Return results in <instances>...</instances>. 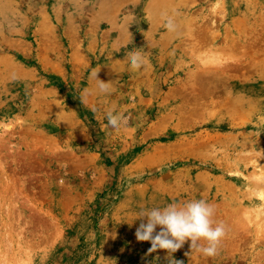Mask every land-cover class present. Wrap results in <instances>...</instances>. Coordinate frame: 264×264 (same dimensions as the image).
<instances>
[{"label": "rangeland", "instance_id": "1", "mask_svg": "<svg viewBox=\"0 0 264 264\" xmlns=\"http://www.w3.org/2000/svg\"><path fill=\"white\" fill-rule=\"evenodd\" d=\"M192 200L218 253L148 254L138 213ZM168 258L264 264V0H0V264Z\"/></svg>", "mask_w": 264, "mask_h": 264}, {"label": "clouds", "instance_id": "2", "mask_svg": "<svg viewBox=\"0 0 264 264\" xmlns=\"http://www.w3.org/2000/svg\"><path fill=\"white\" fill-rule=\"evenodd\" d=\"M164 27L170 33L178 30V25L172 16L166 18ZM129 62L134 70H141L144 66V58L137 51L129 53ZM94 76L98 80L99 91L108 93L111 81L104 82L98 79V72L94 73ZM106 119L108 125L117 130L128 124L127 118L114 109L107 111ZM214 215V206L204 200H192L184 204L173 202L163 208L141 210L137 217L141 223L136 229L135 236L140 242H150L148 254L157 250H166L168 257L170 255L172 257L173 253L190 241L191 250L212 257L218 253L221 240L226 235L223 223L214 224ZM158 227L159 231H157ZM169 264H182V262L171 258Z\"/></svg>", "mask_w": 264, "mask_h": 264}]
</instances>
